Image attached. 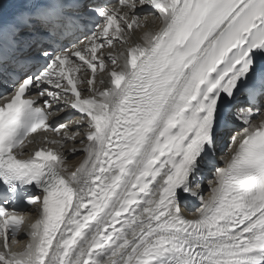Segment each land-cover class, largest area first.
<instances>
[{"label":"snow or ice","instance_id":"1","mask_svg":"<svg viewBox=\"0 0 264 264\" xmlns=\"http://www.w3.org/2000/svg\"><path fill=\"white\" fill-rule=\"evenodd\" d=\"M149 16L162 27L130 43ZM0 84V264H264V0H0ZM61 102L80 118L50 123ZM85 127L75 171L25 158L32 134ZM21 202L39 219L14 251Z\"/></svg>","mask_w":264,"mask_h":264},{"label":"bare ground","instance_id":"2","mask_svg":"<svg viewBox=\"0 0 264 264\" xmlns=\"http://www.w3.org/2000/svg\"><path fill=\"white\" fill-rule=\"evenodd\" d=\"M147 24H148V27H141L140 29L136 30L133 34V38L132 40L130 41V43H143V34L145 32H156L160 29V27L162 26V22L159 21V20H156L155 17L153 16H149L147 18ZM125 47L124 45L122 46L121 44H118L117 42L114 44V47L111 48V49H106L105 53L107 54L108 52H111L113 55L117 56V59H118V64L120 66L123 65L124 63V60H123V57H121L119 54L121 51H124ZM107 65H108V68H111L113 67V65L106 61ZM100 79H103L104 80V84L101 85L99 84V80ZM108 81H109V77L107 75V73H99L98 75V82H97V85L96 87L99 88V89H103L104 87H110V85L108 84ZM64 110V108H63ZM62 111H57L55 112V115H58L60 114ZM79 118H73L69 121H67L66 123H69L70 121L74 122L76 120H78ZM260 119L257 120V121H253V123H260ZM70 128H73V130H78V129H75L74 128V125L73 123H70ZM86 127L83 129V130H79L80 131V135L77 136L76 140L75 141H69V142H65L64 146L61 147L60 145L58 144H53V148L56 150V151H61L64 153L66 159H65V164H64V167H65V174L67 173H70L72 171H75L77 167H79L83 160L85 159L86 157V153H84L82 151V149L85 147V144H86V140H85V137H84V131H86ZM50 139L51 140H59L61 139V136L59 134L57 135H52L50 136ZM242 139V135H238L237 136V141H236V144L232 146L231 149H228L225 154H223L222 156L219 157V160L221 161V163H223L224 165L226 164L227 160L230 158L231 154L235 151L238 143L240 142V140ZM81 141H84V143H81ZM75 148V149H79L81 151H77L75 154H72V149ZM208 176H212L211 178L207 179V181H204V184L201 186V189L199 190L203 196V200H207L211 197L212 193L210 191V188L212 186H214V179H215V170L213 171V173L209 174ZM202 205V200L197 198V205H196V209H198L200 206ZM195 209V212L192 213L191 215H188L184 208H183V213L185 215V217L189 216L190 219H193L195 218L197 215H198V212L196 211ZM29 215V220L30 222L33 220V219H38L39 218V213L37 211V207L36 208H33L31 210H29V212L27 213ZM36 222V220H35ZM34 222V223H35ZM31 230V226L30 227H25L24 228V231L20 233L19 235V243H16L14 246H13V250L14 251H23L24 248L26 247V245L29 243V238L25 235V232H28Z\"/></svg>","mask_w":264,"mask_h":264}]
</instances>
